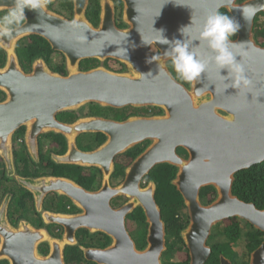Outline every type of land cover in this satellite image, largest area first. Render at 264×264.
<instances>
[{
	"label": "water",
	"instance_id": "water-1",
	"mask_svg": "<svg viewBox=\"0 0 264 264\" xmlns=\"http://www.w3.org/2000/svg\"><path fill=\"white\" fill-rule=\"evenodd\" d=\"M125 5L119 28L111 0H101L100 24L95 27L86 17L89 0H74V18L69 20L49 10L45 4L40 14L25 10V28L11 40L0 38V49L7 56L0 68V144L11 141L14 132L27 129L30 151L41 134L54 132L68 141V153L56 162L84 168H97L103 173L102 186L91 191L62 178L31 179L15 175L13 160H8L9 175L19 185L36 195L38 190L66 196L82 210L78 215L46 213L50 223L63 224L71 237L80 229L103 232L113 243L105 250H84L85 258L97 264H162L166 251V227L156 201V184L143 187V180L160 164L179 168L173 185L181 194L190 215V224L182 238L190 252V264H206L211 257L207 241L212 228L238 218L264 233V209L233 194L236 175L264 162V45L255 39L256 18L264 13L257 8L245 24L240 8L264 4V0H121ZM12 0H0V12L8 10ZM226 10L241 23L235 42H244L237 52H244L243 63L253 85L247 93L225 91V81L214 65L190 86L180 82L168 68L164 56L167 45L156 43L157 31L163 29L169 40L182 39L179 29L190 26L191 37L209 13ZM30 36L45 39L51 49L63 55L66 74L52 71L44 60L34 62L30 72L20 65L18 43ZM153 48L156 51H153ZM198 51L210 56L206 47ZM158 55V62H149ZM96 59L100 65L83 70L81 63ZM238 60L241 58H237ZM114 60L123 70H112L105 63ZM226 74V73H222ZM230 83V82H229ZM202 88V90H201ZM122 110L157 108L163 114L130 117L124 121L100 117L84 118L73 124L57 120L64 112H77L87 105ZM83 133H102L106 141L91 151L77 148L76 139ZM151 141L148 149L125 170L124 180L112 187L115 158L137 145ZM182 148L185 160L177 154ZM36 154V153H35ZM35 154L34 157H35ZM213 187L217 196L203 205L202 188ZM126 198L128 202L113 208L111 201ZM141 208L149 225L147 246L139 250L130 236L126 219ZM63 247L64 243L57 244ZM35 251H0L11 264H29ZM23 255V256H22ZM35 264H65L63 251H53L47 259ZM222 264H231L222 256ZM249 264H264V241L254 250Z\"/></svg>",
	"mask_w": 264,
	"mask_h": 264
},
{
	"label": "flooded vegetation",
	"instance_id": "flooded-vegetation-1",
	"mask_svg": "<svg viewBox=\"0 0 264 264\" xmlns=\"http://www.w3.org/2000/svg\"><path fill=\"white\" fill-rule=\"evenodd\" d=\"M111 1L114 6L117 26L122 29L127 28V25L123 21L125 11L124 3L121 0ZM45 4L49 10L69 20L74 18V0H46ZM92 9L93 12L91 11ZM6 11L0 12V15H3ZM101 12V0H89L86 17L95 27H98L100 24ZM93 17H97V23L92 20L94 19ZM29 40L30 38L26 39V41ZM153 51L156 50L153 48ZM54 57V61L61 62L64 60L63 55L60 53L54 54ZM108 62L110 61L108 60L105 65H108ZM170 66L169 63V69ZM123 69L124 67H121L120 70ZM186 86L189 87L190 84ZM123 111H125V118L123 115L121 117H115L116 113ZM161 114H163L162 110L153 107L126 108L117 111V109L104 108L91 104L77 112L60 113L57 115V120L65 124H73L80 119L91 117L124 121L130 117H150ZM100 139H102L101 143ZM105 141L106 137L102 133H83L76 139L77 148L82 151L94 150ZM28 142L27 129L22 127L14 132L10 142L7 141L5 145L0 144V251H16L17 255L19 251H35V254L30 255L28 260L29 264H35L32 262L34 257L37 258L35 261L49 258L53 254V251H63L65 264H97L88 261L83 251L87 249H99L103 251L112 245L113 240L111 237L103 232L92 233L83 228L78 229L73 236L68 237L69 235L65 225L50 223L45 219L44 215H46V213H53L72 216L81 214L82 210L77 208L66 196L54 192L45 193L44 196L40 195L38 200L37 196L40 194L38 189L42 185L37 187L36 195L24 189L18 184L14 177L9 176L8 160H13L15 175L23 178L36 180L62 178L71 180L78 185L80 184L77 181V177H80L82 180L95 179V184L91 191H96L101 188L103 173L97 168H84L56 162V158L65 156L68 153V141L63 135L54 132L41 134L37 139L36 145L34 143L31 144L33 154L36 153L35 157L30 151ZM82 143H92L94 147L87 144L83 145ZM151 143V141L143 142L129 152L115 158L114 172L110 180L112 187L119 185L125 178V176H120L117 173L120 172V170L125 173L127 167L144 153ZM177 154L185 160L189 159L188 153L182 148H178ZM171 168H173V170ZM167 170L174 173V177L171 179L172 184L177 178L179 168L169 164H160L151 170L150 174L143 180L142 186L146 187L150 182H156L154 181L155 178L157 176H162ZM201 192L200 200L203 205L210 204L207 202H209L210 199L214 201L216 198L212 196L207 199H202ZM127 202L128 199L126 198H117L111 201V206L113 208H118ZM139 210L142 209L137 208L133 214L127 217L126 227L137 248L143 250L147 246L149 225L145 215L144 220L140 215H137ZM161 214L166 227V251L163 252L161 257L162 264H190V252L182 238L184 230L180 233V239L182 240V243H180L178 238L172 234L171 228H167V221L162 213V209ZM186 217L188 218L187 228L190 224V215L187 207L175 215L174 221ZM235 223L239 224V228L242 231L239 242L233 243L230 246H223L220 242L218 231L224 226L233 225ZM247 234V222L238 218L223 221L213 227L207 241V245L211 248L212 252L206 264H222V256L229 260L231 264L246 261ZM60 242L64 243L63 247L57 246ZM229 251L235 253V257L232 256ZM216 253H218V255ZM0 264H11V260L8 256H4V258L0 259Z\"/></svg>",
	"mask_w": 264,
	"mask_h": 264
},
{
	"label": "clouds",
	"instance_id": "clouds-1",
	"mask_svg": "<svg viewBox=\"0 0 264 264\" xmlns=\"http://www.w3.org/2000/svg\"><path fill=\"white\" fill-rule=\"evenodd\" d=\"M45 3L46 0H12V6L0 15V38L11 40L15 33L25 28V10L39 15ZM257 8L264 9V4H249L239 9L245 24L251 23ZM191 26L192 23L179 29L182 39L169 40L163 29L157 31L159 36L156 43L168 46L163 54L170 60L176 78L188 84L202 81L212 64L225 81V91L231 88L237 90L238 94L247 93L253 82L243 63L245 53L235 50L244 42L232 41L242 27L239 20L219 11L209 13L198 29L196 38L188 32ZM201 46L206 47L210 56L205 57L198 51ZM238 57L241 59L238 60ZM159 59L158 55H154L149 62H158Z\"/></svg>",
	"mask_w": 264,
	"mask_h": 264
},
{
	"label": "trees",
	"instance_id": "trees-1",
	"mask_svg": "<svg viewBox=\"0 0 264 264\" xmlns=\"http://www.w3.org/2000/svg\"><path fill=\"white\" fill-rule=\"evenodd\" d=\"M242 1L244 0H240V2ZM91 11L93 12V9ZM220 12L230 15L226 10H221ZM93 18L94 19L92 20L97 23V17ZM254 34L257 42L261 43V45H264V13L260 14L255 20ZM236 36L232 39H235ZM28 38H30V40L26 41V39ZM28 38L21 40L16 48L19 62L23 70H25L26 72H30L33 63L37 60L42 59L52 71L63 75L66 74L65 59L63 58L64 60H62L61 62L54 61V54H56V52L51 49V46L45 39L38 36H30ZM6 60V53L2 49H0V68L6 64ZM98 65H100V62L98 60L90 59L83 61L81 63V68L83 70H88L96 68L98 67ZM170 69L176 77V74L171 66ZM184 84L188 85V83ZM5 97V94L0 91V101H3ZM101 142L102 139H100V143ZM171 169L173 170V168ZM117 174H119L120 176H125V173L122 170H120V172H118ZM173 177L174 173L167 170L162 176H157L155 178L154 181H156L155 183L157 187L156 201L159 207L162 209V213L164 214L166 221L169 223L168 225V223L166 222L167 228H171L172 234L178 238L180 243H182V240L180 239V233L185 230L188 224V218L186 217L184 219L182 218L174 221L175 215L184 210L186 206L181 194L177 191L173 183L171 184V179H173ZM77 179L79 184L87 190H92L95 184V179L82 180L80 177H77ZM233 194L245 202L254 203L259 209H264V162L257 166H253L248 170L242 171L236 175L233 186ZM212 196H217L216 190L213 187H206L202 189V199H207L208 197ZM212 201L213 199H210L207 203H211ZM137 215H140L143 220L145 219L142 210H139V212H137ZM247 225L248 234L246 239V261H241L237 264H249L250 254L254 250H256L264 241V233L256 230L248 223ZM218 234L220 237V242L223 244V246H230L233 243L239 242V238H241L242 236V231L239 228V224L235 223L233 225L224 226L218 231ZM229 253L232 254L231 251H229ZM216 254L218 255V253Z\"/></svg>",
	"mask_w": 264,
	"mask_h": 264
},
{
	"label": "rangeland",
	"instance_id": "rangeland-1",
	"mask_svg": "<svg viewBox=\"0 0 264 264\" xmlns=\"http://www.w3.org/2000/svg\"><path fill=\"white\" fill-rule=\"evenodd\" d=\"M110 62H108V65H106L108 68H110V69H112V70H120L121 69V67H123L121 64H119V63H117V62H114V60H109ZM117 111H119V110H117ZM125 111H123V112H118V113H116L115 114V117H121L122 115H123V117L125 118V113H124ZM83 137V136H82ZM83 145L84 144H87V145H89V146H91V147H94V145L91 143H82ZM9 171V170H8ZM10 176V175H9ZM232 256H234L235 257V253H233L232 252V254H231Z\"/></svg>",
	"mask_w": 264,
	"mask_h": 264
}]
</instances>
